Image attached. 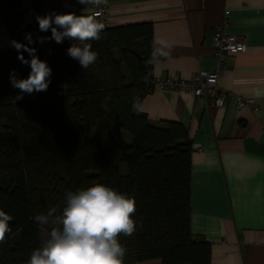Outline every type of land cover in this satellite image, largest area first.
Wrapping results in <instances>:
<instances>
[{"label":"trees","instance_id":"1","mask_svg":"<svg viewBox=\"0 0 264 264\" xmlns=\"http://www.w3.org/2000/svg\"><path fill=\"white\" fill-rule=\"evenodd\" d=\"M0 20L21 43L27 32L33 39L51 36L25 24L23 0H0ZM151 36L150 23L109 27L90 41L98 59L86 70L67 55L70 41L36 43L52 83L15 102L19 90L10 86V71L26 78L30 68L14 48L0 51V210L13 217L0 264H27L42 231L50 230L33 217L62 209L66 192L96 184L136 202L137 231L119 237L127 249L124 264H210V243L190 229L186 130L178 123L154 125L134 111L152 88Z\"/></svg>","mask_w":264,"mask_h":264},{"label":"crops","instance_id":"2","mask_svg":"<svg viewBox=\"0 0 264 264\" xmlns=\"http://www.w3.org/2000/svg\"><path fill=\"white\" fill-rule=\"evenodd\" d=\"M23 0V19L51 11L91 15L77 0ZM110 27L152 25V78L192 79L217 67V26L244 38L218 79L222 108L191 93L152 87L134 107L157 126L182 125L191 142L190 229L210 243V264H264V0H108ZM11 36L0 20V51ZM232 97L253 99L238 110Z\"/></svg>","mask_w":264,"mask_h":264},{"label":"clouds","instance_id":"3","mask_svg":"<svg viewBox=\"0 0 264 264\" xmlns=\"http://www.w3.org/2000/svg\"><path fill=\"white\" fill-rule=\"evenodd\" d=\"M77 2L99 7L107 4L108 0ZM64 7H71L67 0ZM34 19L39 31H50L51 36L33 39L32 33L27 32L24 36L26 43L15 39L9 42L21 64L30 68L26 78H21L16 69L10 71V86L19 90L14 102L23 100L25 95L45 92L52 83V69L47 61L39 58L33 45L48 40L61 44L68 40L71 46L66 50L67 55L86 70L98 59L90 41L100 40L105 29V24L97 16L76 15L74 12L57 13L53 10L43 16L35 14ZM24 53L28 54V58ZM62 87L66 89V85ZM101 107L107 110V102ZM135 212L134 198L103 184L66 192L62 209L53 207L33 217L38 225L49 226L50 230L48 238L31 252L27 264H124L127 249L120 243L119 237L121 234L131 237L137 231V223L133 219ZM12 220L11 215L0 210V244L5 243L12 232Z\"/></svg>","mask_w":264,"mask_h":264},{"label":"built area","instance_id":"4","mask_svg":"<svg viewBox=\"0 0 264 264\" xmlns=\"http://www.w3.org/2000/svg\"><path fill=\"white\" fill-rule=\"evenodd\" d=\"M91 6V15L105 24V30L110 27L107 4L96 7ZM98 14V15H97ZM213 53L217 60V67L211 72H199L190 80H183L178 76L153 78L150 81L151 87L160 90L182 91L191 93L196 98H203L210 107L222 108L226 93L218 87V79L221 75L225 59L230 55L243 54L247 52V46L244 38L225 33L221 26H217L213 32L212 38ZM235 107L238 110L250 109L257 111V106L253 99H244L241 97H232Z\"/></svg>","mask_w":264,"mask_h":264},{"label":"rangeland","instance_id":"5","mask_svg":"<svg viewBox=\"0 0 264 264\" xmlns=\"http://www.w3.org/2000/svg\"><path fill=\"white\" fill-rule=\"evenodd\" d=\"M123 137H124V140L127 139V135L124 134ZM119 170L121 174H126L127 173L126 165L124 163L120 164ZM47 238H48V233L45 230H43L42 231V242L45 241Z\"/></svg>","mask_w":264,"mask_h":264}]
</instances>
